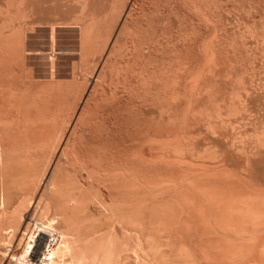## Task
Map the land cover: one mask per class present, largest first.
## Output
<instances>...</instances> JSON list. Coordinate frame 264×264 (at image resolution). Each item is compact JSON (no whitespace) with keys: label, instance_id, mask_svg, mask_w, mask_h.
<instances>
[{"label":"bare ground","instance_id":"6f19581e","mask_svg":"<svg viewBox=\"0 0 264 264\" xmlns=\"http://www.w3.org/2000/svg\"><path fill=\"white\" fill-rule=\"evenodd\" d=\"M225 1L0 0V72L13 42L34 31V25L52 23L48 31H57L55 26L76 28L80 47L78 78L73 77L75 60L76 65L70 62L74 70L69 68L71 80L76 77L79 83V100L74 98L80 107L77 115L70 113L69 129L65 127L63 135L60 132L58 142L56 133L44 136L50 128L18 129V125L46 126L55 118L46 123L39 120L48 118V109L41 113L40 104H33L40 113L24 112V104L16 106L21 92L18 96V90L7 92L11 101L7 109H17L14 116L24 120L15 125L18 138L3 135L8 129L0 128V169L10 157L33 158L25 150H6L9 145L44 143L46 147L45 143L57 142L63 156L73 152L68 148L75 149L81 167L75 173L85 172L76 185L77 178L70 182L63 174L65 179L60 180L55 169L50 171L43 194L41 190L36 193L39 169L11 178L1 175L0 246L12 250L6 247L9 256L2 260L6 255L2 253L0 264H264V69L256 58L257 51L264 54V21L231 23L233 29H229L221 5ZM248 1L256 4L254 11L250 9L253 13L260 12H255L257 5L264 6V0ZM59 50L39 53L48 55L49 61ZM53 81L58 84V79ZM47 87L50 94L47 88L42 91L51 102L66 95V90L61 94L53 86L56 96ZM3 93L0 125L12 124L11 117L2 116V105L7 103ZM13 97L19 98L16 105L10 100ZM35 98L31 100L37 102ZM34 117L38 120H29ZM10 182L28 187L17 201L16 195L10 199L13 204L9 202ZM8 202L13 206L5 209Z\"/></svg>","mask_w":264,"mask_h":264},{"label":"rangeland","instance_id":"374dc122","mask_svg":"<svg viewBox=\"0 0 264 264\" xmlns=\"http://www.w3.org/2000/svg\"><path fill=\"white\" fill-rule=\"evenodd\" d=\"M245 2H243V0H226L223 4H221L223 7H224V9L223 10H225L226 11V13H227V16L225 17L229 22H227V23H230V24H226L228 27H229V29L231 28V23H236V24H239V25H245V23L248 25V21H249V23H251V21H253V19L255 20V22L257 21V23H258V20L260 19V21L259 22H261V21H264V20H262L264 17V11H263V13L261 12V10L264 8V6H259V5H257V7H261V9H257L256 8V11L255 12H258V11H260L259 13H253L252 11H254V7H256V4H252V2L250 3L248 0H244ZM251 1V0H250ZM242 2V3H241ZM250 4H252V6L250 5ZM253 5H255L254 7H253ZM263 7V8H262ZM254 8V9H253ZM250 9L252 10V11H250ZM264 10V9H263ZM64 11H68V9L66 10H64ZM72 12V11H71ZM251 12V13H250ZM65 13V12H64ZM46 14V13H45ZM44 14V15H45ZM66 14V13H65ZM67 14H69V15H71V14H73V13H69V12H67ZM251 14H253V15H251ZM254 14H255V16H254ZM259 14V15H258ZM262 14V15H261ZM47 15V14H46ZM49 16H50V18H49V16L47 17V19L49 18V19H51V18H54V17H52L51 15H53V13L51 12V15L50 14H48ZM55 15V14H54ZM253 16V17H252ZM260 16L262 17V18H260ZM44 17H46V16H44ZM259 18V19H258ZM243 22H245V23H243ZM254 22V21H253ZM241 23V24H240ZM243 23V24H242ZM262 23V22H261ZM52 24V23H51ZM50 23H49V25H51ZM236 24H234V26H232V27H235V29H237L236 28ZM259 24V23H258ZM263 24H264V22H263ZM47 25V26H46ZM45 26L43 25V26H41V25H34V31H32V32H26V34H25V36L23 37V36H21V37H19V39H17V40H19V41H17L16 42V44L19 42H21L20 44L18 43L17 44V46L19 45V48L16 46V44H15V42H13V48L11 47V50H12V53H9V55H7V59L8 60H6V64H4L3 66L4 67H2V70L4 71H2L1 70V74L2 75H0L1 76V83H0V88H1V86H2V88H3V91L5 92V90L4 89H7L6 87H9L10 88V90H9V88H8V90L5 92L6 94H4L3 93V91H2V89H0V94L1 93H3V95H6L5 96V99L3 98V101L4 102H6L7 101V103H4V102H2V103H4L3 105H2V109L3 110H5L6 111V109H7V107H8V103H9V105H10V102L11 101H8V99L6 98V97H8L9 96V94L11 93V91H12V93H16L17 92V90H18V92L16 93V95L18 96L19 95V92H21L22 94L23 93H26V92H28V93H26V96H25V94H24V96L26 97V99H25V97L20 93V95L18 96V97H20V100L21 101H19V103H18V101L17 100H19V98L17 99V97H13V99L11 98H9L10 100H12V101H14L15 102V105H16V101H17V108L19 107V106H24L25 105V107H26V109L25 110H23L24 112H27V111H30V109H32L29 113H40L38 110L39 109H35L34 108V105L35 106H37V104H40V105H42V107H44L42 110H43V112H42V110H41V113H44V111H46L47 109V116L46 117H48V118H50V116H51V118L50 119H48V118H45V117H39V120H43L44 122L46 121V122H48V120H51V119H54V120H51V121H49L50 123H46V126H45V124H36L37 126H34V125H18V122H20V120L21 119H23V118H21L20 119V117H18V119H17V116L15 115L14 116V114L13 113H15V111L16 112H18V110L17 109H10V107L7 109V111L8 112H10V115H8V112L6 111H2V114H4V115H2L5 119H8V118H12V119H8V120H13L12 122L14 123L16 120H18V121H16L15 122V124L13 125V127H12V124L11 123H8V124H1V125H3V126H1L0 125V128H2L1 130H4L5 128V130L4 131H6L7 129H8V131L7 132H4L3 133V135H5L6 133V135H8V133H9V135H12L13 137H16V138H18L20 135L15 131V129H16V127H15V125L17 126V128L18 129H20L21 127L22 128H26L27 127V129H36V128H38V129H45V130H49V128H50V130H49V134H45L44 133V136L46 135V136H48V135H51V134H54V133H56V135H57V142H58V139H61V136H60V132L62 131V133H61V135H63L64 134V131L63 130H66V128H67V130L69 129V126L68 125H70L69 124V116H71L70 115V113L71 114H76L77 115V112H78V110H79V107H80V101H78L79 100V97H76V95L77 96H79V93H80V91L79 92H77L76 93V91H78L79 89H80V87H77V85L76 84H78L79 85V83H77V81H76V83H75V80L78 78V73H79V62H80V54H78V53H80V47H79V37H78V32H77V30H76V28H70L69 27V29L71 30H69L67 27H59V26H55V27H53V30L54 29H56L57 31H48V30H50V26L48 25V24H46ZM230 25V26H229ZM233 25V24H232ZM227 27V28H228ZM237 27H238V25H237ZM42 28V29H41ZM239 28V27H238ZM75 29V30H74ZM231 29H233V28H231ZM67 30H69V31H67ZM42 31V32H41ZM49 32H50V34H49ZM65 32V33H64ZM67 32V33H66ZM33 35H32V34ZM54 33V34H53ZM56 33V34H55ZM72 33V34H71ZM76 33H77V35H76ZM23 34V35H24ZM30 34V35H29ZM48 34V35H47ZM73 34H75V35H73ZM27 35V36H26ZM52 35V36H51ZM33 36V37H32ZM35 36V37H34ZM41 36V37H40ZM43 36H46V38H44ZM55 36V37H54ZM57 36V37H56ZM66 36V37H65ZM70 37V38H69ZM77 37V38H76ZM236 37V36H235ZM23 38H25V41H24V39ZM34 38V39H33ZM47 39V40H44V39ZM52 38H54L53 40H51ZM69 38V39H68ZM36 39V40H35ZM42 39V40H41ZM63 39V40H62ZM22 40V41H21ZM26 40H27V42H26ZM240 39L238 38L237 39V41L238 42H240L239 41ZM23 41H24V44H23ZM29 41V42H28ZM47 41H50V42H47ZM55 43H54V42ZM74 41V42H73ZM78 41V42H77ZM45 42H46V44H45ZM51 42H53L54 44H50ZM70 42V43H69ZM76 42V43H75ZM44 43V44H43ZM64 43V44H63ZM73 43V44H72ZM15 44V45H14ZM39 44V45H38ZM63 44V45H62ZM78 44V45H77ZM21 45V46H20ZM22 45H25V46H22ZM42 45V46H41ZM64 45H66V46H64ZM68 45H70V46H68ZM74 45V46H73ZM15 46V47H14ZM35 46V47H34ZM37 46V47H36ZM44 46V47H43ZM59 46V47H58ZM62 46H64L63 48L64 49H62ZM76 46V47H75ZM21 47V48H20ZM24 47V48H23ZM41 49H39V48ZM54 47V48H53ZM66 47H67V50H66ZM74 47V48H73ZM259 47V46H258ZM22 48H23V50H22ZM26 48V49H25ZM34 48V50L32 51V49ZM46 48H47V50H46ZM78 48H79V50H78ZM16 49V51H14ZM36 49H38V50H36ZM44 49V50H43ZM50 49H51V51H50ZM59 50V49H61V50H65L68 54H70V55H73V54H71L70 52H72V53H74L73 52V50L75 51V53H77L78 54V56H79V60L77 59V56H75V55H77V54H75L74 53V55H73V57L71 56V58H70V55H68L69 56V58H68V56L67 55H65L66 53H65V51H62V52H60L61 50H59V55H56L57 53L56 52H58L57 50ZM69 49H71V50H69ZM260 49V47L258 48V50ZM18 50H19V52H21L20 54L18 53ZM25 50V51H24ZM29 50H30V52H29ZM69 50V51H68ZM40 51H42V52H40ZM47 51V52H46ZM54 51H56L55 52V58L52 60L53 61V63H52V61L51 60H49L48 61V55H42L41 56V54L43 53V54H47V53H50V52H54ZM14 52V53H13ZM26 54H25V53ZM34 52V53H33ZM41 54H40V53ZM64 52V53H63ZM258 53L256 54V58H257V61H259L258 62V64L259 65H261V67L263 66V69H264V59H262V58H264V54H261L262 52L259 50V51H257ZM18 53V57L16 56V54ZM37 53V54H36ZM38 53L40 54L39 56H38ZM60 53H62V54H60ZM29 54V55H28ZM259 54V55H258ZM10 55L11 56H13V57H10ZM25 55V56H24ZM23 56H24V58H23ZM30 56V57H29ZM41 56V57H40ZM43 56H45L44 58H43ZM58 56V57H57ZM65 56V57H64ZM16 57V58H15ZM61 57V58H60ZM67 57V58H66ZM75 57H76V59H75ZM10 58V59H9ZM14 58V59H13ZM30 58V59H29ZM32 58V59H31ZM63 58V59H62ZM12 59H13V61H12ZM25 59V60H24ZM37 59V60H36ZM42 59V60H41ZM47 59V60H46ZM50 59V58H49ZM16 60H18L16 63H15V61ZM24 60V61H23ZM27 60V61H26ZM44 60H46V61H44ZM67 62H66V61ZM73 60H75V62H76V64L78 65V67H77V65L73 62ZM263 60V61H262ZM43 61H44V63H43ZM51 61V62H50ZM261 61V62H260ZM11 62V63H10ZM59 62V63H58ZM70 62H72V63H74L76 66V69H75V72H73L74 73V75H73V77L74 76H76L74 79H73V81H74V83H75V86H74V88H77L75 91H74V88H73V85H74V83H73V81L71 80L72 79V69L74 68V66H72L71 65V63ZM256 62V61H255ZM263 62V63H262ZM9 63H10V65H9ZM14 63V64H13ZM25 63V66L23 65V64ZM30 63V64H29ZM52 65H51V64ZM55 63V64H54ZM64 63V64H63ZM257 63V62H256ZM44 64H46V65H44ZM50 64V65H49ZM66 64V65H65ZM12 65V66H11ZM19 65V66H18ZM33 65V66H32ZM42 65V66H41ZM62 65V66H61ZM68 65V66H67ZM20 66H21V68H20ZM44 66V67H43ZM46 66V67H45ZM65 66V67H64ZM73 68H72V67ZM10 67V68H9ZM12 67V68H11ZM17 67V68H16ZM62 67L64 68V69H62ZM23 68V69H22ZM28 68V69H27ZM30 68V69H29ZM35 68L36 69H38L37 71L35 70ZM45 70H44V69ZM56 68H57V70H56ZM69 68H72V69H70L69 70ZM11 69H12V71L14 72H11ZM20 69H22V70H20ZM25 69V70H24ZM32 69H33V71H32ZM5 70L7 71V72H5ZM9 70H10V73H9ZM16 70H19L18 72H19V74H18V72L16 71ZM29 70V71H28ZM51 70H52V72H51ZM55 70H56V72H55ZM74 70V69H73ZM262 70V69H261ZM24 71V72H23ZM28 71V72H27ZM31 71V72H30ZM35 71V72H34ZM59 71V72H58ZM71 72L70 74V76H68L69 75V72ZM77 71V72H76ZM23 72V73H22ZM34 72V73H33ZM263 73V71H260V73L259 74H261L260 76H263L262 75V73ZM11 73L13 74V75H11ZM39 73V74H38ZM55 73V74H54ZM57 73H58V75H57ZM59 73H60V75H59ZM76 73V74H75ZM11 76V77H8L9 75ZM16 74H18V75H16ZM26 74V75H25ZM37 74V75H36ZM50 74H52V75H50ZM66 74V75H65ZM264 74V73H263ZM3 75H4V77L6 76V75H8V76H6V78H4L3 77ZM49 75V76H48ZM15 76V77H14ZM25 76V77H24ZM43 76V77H42ZM52 76V77H51ZM67 76V77H66ZM86 76L88 77V75L86 74ZM2 77L4 78V79H2ZM17 77V78H16ZM23 77H24V79H23ZM33 77V78H32ZM37 79H36V78ZM55 77V78H54ZM57 77V78H56ZM64 77V78H63ZM264 77V76H263ZM9 80H8V79ZM10 78H11V80H10ZM13 78V79H12ZM25 78H27V79H25ZM49 78V79H48ZM62 78V79H61ZM31 79H33V80H31ZM35 79V80H34ZM52 79V80H51ZM56 79V81L55 82H57V79H58V84H54V81L53 80H55ZM64 79V80H63ZM22 80V81H21ZM43 80V81H42ZM68 80H69V82H68ZM4 81V82H3ZM12 81V82H11ZM25 81H28V82H25ZM31 83H30V82ZM33 81H35V82H33ZM39 81V82H38ZM40 81H42V82H40ZM47 81V82H46ZM48 81L50 82V83H48ZM52 81V82H51ZM65 81V82H64ZM70 81L73 83V85H72V83H71V86H69V87H65L64 85H70ZM15 82V83H14ZM16 82H18V83H16ZM47 84H45V83ZM63 82V83H62ZM3 83H4V85H3ZM6 83V84H5ZM9 83V84H8ZM11 83H13V84H11ZM33 83V84H32ZM38 83V84H37ZM42 83H44V84H41ZM53 84V86H54V88L55 89H57L55 86H57L58 87V85L61 83V85H60V87H59V89H61V90H59V89H57V92L58 93H60L61 92V94L66 90V95H68V98H67V96L65 95H63L62 94V96L61 95H59V94H57V93H55V89L54 88H52L53 89V92L56 94V96L57 95H59V96H57L56 98H58L57 100H55V101H57V102H55V101H53V102H51L50 101V98H48L49 96H47V95H49L51 92H50V90H49V88L47 87L48 85H49V87ZM67 83V84H66ZM22 84V85H21ZM24 84V85H23ZM27 86H26V85ZM40 84V85H39ZM51 84V85H50ZM6 85V86H5ZM8 85V86H7ZM31 85V86H30ZM34 85H38L37 87L38 88H36V89H40V91H38V90H35L34 88H33V86ZM62 85H63V87H65V89L62 91ZM12 86H13V88L14 89H12ZM17 86V87H16ZM35 86V87H36ZM42 86H44V87H42ZM53 86H51V87H53ZM23 87V88H22ZM29 87H30V89H29ZM51 87H50V89H51ZM70 87H72L73 89H70ZM15 88H17L16 90H15ZM20 88V89H19ZM46 88H47V90H48V92L46 91ZM67 88L68 89H70L69 91H74L75 93H73L72 91H71V94L69 95V91L67 90ZM24 89V90H23ZM26 89V90H25ZM28 89V90H27ZM42 89H43V91H46L47 93H49V94H44V92L42 91ZM51 89V90H52ZM33 90V91H32ZM35 90V91H34ZM10 91V93H7V92H9ZM25 91V92H24ZM32 91V92H31ZM37 91H38V93H37ZM69 93H68V92ZM34 92V93H33ZM42 92V93H41ZM31 93L33 94L32 96H31ZM36 93V94H35ZM39 93H41V94H39ZM65 93V92H64ZM68 93V94H67ZM30 95V98L28 97L29 95ZM43 94L44 95H46L45 97H47L46 98V100H45V97L43 98ZM37 95V96H36ZM71 95H73L72 97L74 98V97H76L77 99L75 100V98L73 99V98H71ZM22 96H23V98H22ZM35 96H36V98H35ZM70 96V97H69ZM4 97V96H3ZM32 97H34L35 98V100L38 102L39 100H41V101H39L38 103L37 102H35L34 100H31L32 99ZM63 98V97H66V99L65 98H63L62 100L60 99V98ZM27 98H28V102H27ZM40 98V99H39ZM41 98H43V99H41ZM55 98V99H56ZM16 99V100H15ZM23 99V100H22ZM61 101H60V100ZM69 99H73L72 101H70ZM43 100V101H42ZM48 100H49V102H48ZM65 100V101H64ZM23 101V102H22ZM32 101H34V103H32ZM46 103H45V102ZM59 101H60V103H59ZM66 101H68L67 103H66ZM75 101H77V102H75ZM25 102V103H24ZM31 102V103H30ZM71 102H74V105H73V103L71 104ZM79 102V103H78ZM22 105H21V104ZM27 103V104H26ZM29 103V104H28ZM43 103V104H42ZM48 103V104H47ZM56 105H55V104ZM68 104V105H66V107H65V105H63V104ZM77 103V104H76ZM5 104H7V106L5 105ZM12 104H14V103H12ZM20 104V105H19ZM24 104V105H23ZM34 104V105H33ZM44 104H46L45 106H44ZM51 104V106H49V108H47L48 106L47 105H50ZM53 104V105H52ZM62 105L63 107L61 108V106L60 105ZM70 104V105H69ZM14 105V106H15ZM59 105V106H58ZM73 105V106H72ZM27 106H32V108L31 107H27ZM39 106V105H38ZM56 106V108H55V110L56 109H58V110H56V112L58 113H56L53 109V107H55ZM57 106H58V108H57ZM67 106L69 107V108H71V107H73L72 108V110L71 109H69V108H67ZM74 106H78L77 108L76 107H74ZM4 107H5V109H4ZM65 107V108H64ZM16 108V107H15ZM75 108V109H74ZM50 109V110H49ZM67 109H69V110H67ZM12 110H14V112H12ZM37 110V111H36ZM71 110V111H70ZM73 110H75V111H73ZM77 110V111H76ZM20 112L22 111V110H19ZM36 111V112H35ZM48 111H49V113H48ZM69 111V112H68ZM4 112V113H3ZM12 112V113H11ZM53 114H52V113ZM60 112V113H59ZM73 112V113H72ZM66 113V114H65ZM7 114V115H6ZM50 116H49V115ZM55 114H56V117H55ZM63 114V115H62ZM13 115V116H12ZM60 115V116H59ZM67 115V116H66ZM53 116V117H52ZM60 117V119H58ZM62 117V118H61ZM37 118V120H38V117H34L33 119H29V120H35ZM41 118V119H40ZM57 118V119H56ZM63 118H65V120L63 119ZM16 119V120H15ZM63 119V120H62ZM67 119V120H66ZM7 120V121H8ZM15 120V121H14ZM24 120V119H23ZM26 120V119H25ZM11 121H9V122H11ZM59 121V122H58ZM63 121V122H62ZM68 121V122H67ZM52 122V123H51ZM53 122H55V125L53 126L52 124H53ZM58 122V123H57ZM57 123V124H56ZM63 124V126L61 125V124ZM50 124V125H49ZM66 124V125H65ZM6 125H8V126H6ZM43 125V126H42ZM56 125H58L57 127H56ZM6 126V127H5ZM21 126V127H20ZM29 126H31V127H29ZM48 126V127H47ZM68 126V127H67ZM8 127V128H7ZM11 127V128H10ZM34 127V128H33ZM48 129H47V128ZM52 127V128H51ZM63 128V129H61V128ZM66 127V128H65ZM21 128V129H22ZM57 128H58V132H59V134H58V132H57ZM17 129V130H18ZM51 129H53V130H51ZM11 130H13L12 132H10ZM60 130V131H59ZM56 131V132H55ZM16 132V133H15ZM53 132V133H52ZM11 133V134H10ZM15 133V134H14ZM2 134V133H1ZM0 134V135H1ZM8 135V136H9ZM60 137V138H59ZM63 138V137H62ZM56 142V143H57ZM55 143V145L53 144H51L50 146H49V144L47 143H45V145H46V147L43 145V144H41L43 147H41V145H39V144H18V145H9L8 147H6L7 146V144H2L3 145V147L5 146L6 148H8V149H6V150H11V151H20V152H24V150H25V152H28L29 154H30V156L31 157H33L34 158V160H33V158L32 159H21V158H15V157H10L11 158V160H10V158H8L6 161H8L7 162V164H6V166L0 171V177H1V175H5L6 176V174H7V177H9V178H11V177H13V176H18V175H22V174H28V173H33L35 170H37V169H39L40 170V172H39V179L37 180V183L39 182V180H40V183H38V185L40 184V187H41V189H40V187H38V190H37V194L39 193V191H40V194H43V193H41V192H43V189H44V192H45V190L47 191L48 189H46L47 187H48V185H49V183H48V180L46 181L45 179H49L50 177H49V174H47V173H49L50 171H52L53 172V170L55 169V172L56 173H58L57 175H58V177H59V179L60 180H63V179H65V177L63 178V174H65V176H66V179H68V180H70V182H74L75 180H77V181H75V183H76V185L78 184V183H80V181L82 180V179H84L83 178V176L85 175V172H83V171H81V172H78L77 171V173H75L76 172V169H80L81 167L79 166L80 165V163H79V161L75 158V155H74V151H75V149L73 148L72 149V147H71V149L70 148H68L67 150L68 151H73L72 153H70L69 155L68 154H66V156H63V155H65V154H62L61 155V151H62V148L60 147V145H58V143L56 144ZM33 145V146H32ZM38 145V148H35V146H37ZM16 146V147H15ZM20 146V147H19ZM53 146V147H52ZM56 146V147H55ZM59 146V147H58ZM4 147V148H5ZM45 147V148H44ZM48 147H50V148H48ZM51 147H52V149H51ZM55 147V148H54ZM43 148V149H42ZM57 148H60V150L59 149H57ZM17 149V150H16ZM19 149V150H18ZM32 149H33V151H32ZM54 149H55V151H54ZM57 149V150H56ZM40 150V151H39ZM45 150V151H44ZM53 150V151H52ZM30 151H32V152H30ZM37 151V152H36ZM42 151H44V152H42ZM49 151H50V153H49ZM38 152H40V153H38ZM43 154H42V153ZM55 154V152L57 153V154H53V153ZM32 153V154H31ZM36 153V154H35ZM48 153V154H47ZM52 153V154H51ZM38 154H40V155H38ZM45 154H46V156H45ZM49 154H50V156H49ZM33 155V156H32ZM37 155H38V157H37ZM41 155H43V156H41ZM52 155V156H51ZM72 155H74V156H72ZM35 156H36V158H38V159H35ZM40 156V157H39ZM53 156H54V158H53ZM65 157V159H67V161L68 160H70V164H67V163H64V161H62L63 159H62V157ZM46 157H48V161H49V164H48V161L47 160H45V159H47ZM52 157V158H51ZM70 157V158H69ZM13 158V159H12ZM45 158V159H44ZM75 158V159H74ZM18 159V160H17ZM21 159V160H20ZM40 159V160H39ZM53 159V160H52ZM64 159V160H65ZM72 159V160H71ZM38 162H37V161ZM43 160V161H42ZM56 160H60V161H62V164H64L65 165V167H64V165H62L61 164V162L60 161H56ZM75 160H77L76 162L78 163V166H79V168H78V166H76V168H75V164L74 163H72V162H75ZM16 161V162H15ZM21 161V162H20ZM46 163H45V162ZM72 161V162H71ZM27 162V163H26ZM57 162V163H56ZM66 162V161H65ZM75 162V163H76ZM10 163V164H9ZM13 163V164H12ZM30 163H33V165L32 164H30ZM68 163H69V161H68ZM77 163H76V165H77ZM16 164V165H15ZM25 164L27 165L26 167H25ZM52 167H51V166ZM59 165V166H58ZM13 166V167H12ZM47 166V167H46ZM57 166H58V168H57ZM62 166H63V169H62ZM18 167H22L21 169H19ZM34 167V168H33ZM43 167H45V168H43ZM49 167V168H48ZM73 167L75 168V170H73ZM27 168V169H26ZM41 168V169H40ZM45 170L44 172H42L43 171V169ZM52 168V169H51ZM23 169H24V171H23ZM35 169V170H34ZM58 169H59V171H58ZM26 170V171H25ZM27 170H29V171H31V172H29V171H27ZM38 170V171H39ZM42 170V171H41ZM4 171H6V172H4ZM20 171H21V173H20ZM47 171V172H46ZM72 171V172H71ZM74 171V172H73ZM1 172H3V173H1ZM13 172H14V174H13ZM25 172V173H24ZM46 172V173H45ZM51 172V173H52ZM66 172V173H65ZM12 173V174H11ZM41 173V174H40ZM44 175H43V174ZM73 173H75V174H73ZM80 174V175H82L81 176V178H80V176L79 175H77V174ZM29 175V174H28ZM30 175H32V174H30ZM48 175V176H47ZM72 175H74L75 177H73ZM27 176V175H26ZM44 178L45 176V178H44V180H43V178ZM79 176V177H78ZM48 177V178H47ZM73 177V178H72ZM77 178V179H76ZM74 179V180H73ZM81 179V180H80ZM73 180V181H72ZM84 181V180H83ZM93 180L92 179H89V182H92ZM43 183V184H42ZM45 183H48V185L47 184H45ZM10 186H11V189H10V193L11 194H9L10 195V198H9V202H10V204L12 203H14L15 201H17L19 198L18 197H20V196H22V194H24V192H27V189H28V187H18L17 186V183H13V185H12V182H10V184H9ZM37 185V184H36ZM44 187H43V186ZM26 186H28V184L26 185ZM13 187V188H12ZM17 187H18V189H17ZM46 187V188H45ZM101 187V186H100ZM22 188V189H21ZM15 189H16V192H20L19 194L17 193L16 194V192H15ZM25 189V190H24ZM12 191V192H11ZM22 192V193H21ZM15 193V194H14ZM13 194V195H12ZM12 195V196H11ZM14 195H16L15 196V199H16V197L18 198V199H16L14 202L12 201L11 202V200L10 199H12V197H13V199L12 200H14ZM20 195V196H19ZM36 197H38V196H36ZM34 199H36V198H34ZM9 202H8V204H7V206H6V208L5 209H9V207L10 208H12L11 206H13V205H10L9 204ZM25 215H28L27 213L25 214ZM32 237H34V236H32ZM37 241V240H36ZM16 243V242H15ZM1 246H3V247H1ZM0 246V259L3 257V255L4 254H6L5 255V258L3 259L2 258V260H5L8 256H9V249L8 248H6V247H9L8 245L6 246V245H1ZM12 246H15V245H13L12 244ZM10 248V247H9ZM8 249V250H7ZM10 250H12V248H10ZM5 251H8V252H5ZM44 251H46V247H45V250ZM2 253H3V255H2ZM8 253V254H7ZM7 256V257H6ZM2 260H0V261H2Z\"/></svg>","mask_w":264,"mask_h":264}]
</instances>
